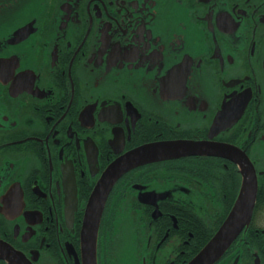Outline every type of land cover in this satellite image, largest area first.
<instances>
[{"label": "flooded vegetation", "instance_id": "flooded-vegetation-1", "mask_svg": "<svg viewBox=\"0 0 264 264\" xmlns=\"http://www.w3.org/2000/svg\"><path fill=\"white\" fill-rule=\"evenodd\" d=\"M141 147L97 203L96 264H186L245 182L213 264H264V0H0V241L83 264L92 191Z\"/></svg>", "mask_w": 264, "mask_h": 264}, {"label": "water", "instance_id": "water-1", "mask_svg": "<svg viewBox=\"0 0 264 264\" xmlns=\"http://www.w3.org/2000/svg\"><path fill=\"white\" fill-rule=\"evenodd\" d=\"M143 152H145L144 147L138 148L111 164L107 168L105 176L97 183L92 191L81 228V252L83 264H96V236L104 202V199L102 198L101 203L97 204L101 199V195L103 194L105 196L112 180L121 172L120 170L124 168L123 166L128 164L132 157L141 158ZM254 192L255 189L252 188V184L245 182L240 192V197L236 202V206L231 212V217L221 226L214 238L211 239L186 264H213L220 257L237 232L235 231V227L238 225V217L235 213H239L245 203L249 206L248 214L249 210L251 212ZM244 218L247 220L248 216L245 214ZM0 259L6 261L7 264H28L23 254L3 241H0Z\"/></svg>", "mask_w": 264, "mask_h": 264}]
</instances>
